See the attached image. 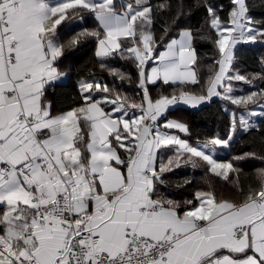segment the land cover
I'll list each match as a JSON object with an SVG mask.
<instances>
[{
	"label": "snow or ice",
	"instance_id": "6c2138e0",
	"mask_svg": "<svg viewBox=\"0 0 264 264\" xmlns=\"http://www.w3.org/2000/svg\"><path fill=\"white\" fill-rule=\"evenodd\" d=\"M202 6L219 59L196 94L186 87L201 80L192 67L196 34L179 26L183 6L155 31L171 0H0V264H264V167L245 187L237 166L264 155L217 158L238 131L264 123V87L237 95L233 86L264 81L234 68L238 46L264 44V21L253 19L248 0H230L227 17L222 6ZM85 14L95 27L62 40L60 26ZM88 40L113 77L131 79L109 61L132 62L140 103L85 81L81 104L54 111L48 90L66 76L58 64ZM158 82L175 86L173 93L153 99L149 85ZM213 98L236 109L226 138L194 146L172 131L190 133L166 119L170 108ZM182 164L203 166L235 197L211 185L190 199L161 191L165 175Z\"/></svg>",
	"mask_w": 264,
	"mask_h": 264
},
{
	"label": "trees",
	"instance_id": "16d2710c",
	"mask_svg": "<svg viewBox=\"0 0 264 264\" xmlns=\"http://www.w3.org/2000/svg\"><path fill=\"white\" fill-rule=\"evenodd\" d=\"M166 0H151L153 6L165 3ZM204 2L211 3L220 8L219 14L227 17L230 10V0H171L172 11L161 12L156 22V34H161V29L167 26L170 16H175L176 11L183 6L184 15L179 21L180 28H191L196 34L194 47L197 52V64L193 65L201 84L188 85L187 90L199 94L204 82L207 81L210 69L215 70L214 60L219 59L216 48L212 42L211 30L208 28L206 17L207 12L202 6ZM250 14L254 20L264 21V0H248ZM95 21L91 16L85 14L82 20H72L60 26L59 32L62 40H67L71 35L80 29H92ZM96 42L88 40L77 47L66 51L65 56L59 62V70L66 73L67 79L58 82L53 87V99L58 111H67L82 103L79 94L78 80L88 76L105 77L109 74L108 68H102L101 62L95 56ZM264 44L257 46H238L236 50V60L234 68L240 74L249 78L253 76H264ZM109 67L120 69L131 79L121 81L125 84L133 96L142 99V90L138 87L137 72L131 61L116 58L108 62ZM235 94H247L256 87H264V81L256 80L254 86H249L244 82H233ZM175 86L149 85L150 94L159 97L160 94L171 95ZM236 110L235 106L229 102L213 98L211 103L203 104L197 108H187L178 106L168 110L166 119L172 118L184 122L190 129L189 134L181 133L182 138L190 143L205 141L209 138L219 136L226 138L229 133L230 111ZM256 152L257 157L264 155V123H260L259 130L250 133H237L231 147L222 149L217 157L224 161L232 160L234 156L243 153ZM171 151H166L164 158L171 156ZM238 167L242 169L241 181L247 187L255 183L254 172L256 169L264 167V162L259 158L247 159L238 162ZM166 186L161 191L171 193L176 199H190L196 191H207L211 185L217 194L234 198L235 191L232 185L222 178L215 177L211 173H206L203 166L193 168L190 164H182L173 172L165 175Z\"/></svg>",
	"mask_w": 264,
	"mask_h": 264
},
{
	"label": "crops",
	"instance_id": "0c3cea01",
	"mask_svg": "<svg viewBox=\"0 0 264 264\" xmlns=\"http://www.w3.org/2000/svg\"><path fill=\"white\" fill-rule=\"evenodd\" d=\"M96 47H97V44H96ZM96 47H95V51H96ZM192 67H193V69H195L194 66H192ZM66 79H67V75L62 80H60L58 82H64V81H66ZM85 81L86 82H100L101 84H107L110 88H114L121 95V97H128L130 101H135L137 103L141 102V100L138 98V96H134V95L132 96L131 95V93L129 92V90H128V88H127V86L125 84H123L120 81H117V79H114L113 77L105 76V77L102 78V77H97V76H88V77H84V78L79 79L77 82H78V85H80L81 82H85ZM47 95H48V99L53 104L54 111L55 112H59L57 107H56V104L54 102V99H53V88H50L48 90ZM152 98L156 99L158 97L152 96ZM202 105H200V106H202ZM178 106H183V107H187V108H192L193 109V107L187 106V105H183V104H178V105H176V106H174L172 108H175V107H178ZM200 106H197V107H200ZM197 107H195V108H197ZM172 108H170V109H172ZM167 120H177V119L168 118ZM177 121H179V120H177ZM179 122H182V121H179ZM172 131L175 132V134L181 136V133L177 132L176 130H172ZM181 138H182V136H181ZM191 144H193L195 146L197 143H191ZM219 150H221V149H218V151Z\"/></svg>",
	"mask_w": 264,
	"mask_h": 264
},
{
	"label": "rangeland",
	"instance_id": "374dc122",
	"mask_svg": "<svg viewBox=\"0 0 264 264\" xmlns=\"http://www.w3.org/2000/svg\"><path fill=\"white\" fill-rule=\"evenodd\" d=\"M114 79H116V78H114ZM117 81H120L119 79H117ZM121 82V81H120ZM233 110H231L230 112H232ZM241 131H238L237 133H240ZM204 141H200L199 143H203ZM196 143H198V142H196ZM218 159H219V157H217ZM224 161V160H223Z\"/></svg>",
	"mask_w": 264,
	"mask_h": 264
},
{
	"label": "water",
	"instance_id": "95a60500",
	"mask_svg": "<svg viewBox=\"0 0 264 264\" xmlns=\"http://www.w3.org/2000/svg\"><path fill=\"white\" fill-rule=\"evenodd\" d=\"M257 45H261V44H252L251 46L254 47V46H257Z\"/></svg>",
	"mask_w": 264,
	"mask_h": 264
},
{
	"label": "built area",
	"instance_id": "2783aa9c",
	"mask_svg": "<svg viewBox=\"0 0 264 264\" xmlns=\"http://www.w3.org/2000/svg\"><path fill=\"white\" fill-rule=\"evenodd\" d=\"M248 45V44H247ZM241 46H246V45H241Z\"/></svg>",
	"mask_w": 264,
	"mask_h": 264
}]
</instances>
